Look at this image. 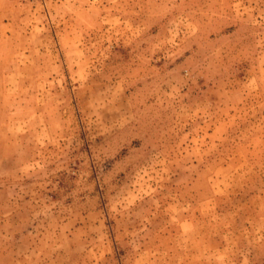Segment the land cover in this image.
<instances>
[{
    "label": "rangeland",
    "instance_id": "rangeland-1",
    "mask_svg": "<svg viewBox=\"0 0 264 264\" xmlns=\"http://www.w3.org/2000/svg\"><path fill=\"white\" fill-rule=\"evenodd\" d=\"M0 264H264V0H0Z\"/></svg>",
    "mask_w": 264,
    "mask_h": 264
},
{
    "label": "built area",
    "instance_id": "built-area-1",
    "mask_svg": "<svg viewBox=\"0 0 264 264\" xmlns=\"http://www.w3.org/2000/svg\"><path fill=\"white\" fill-rule=\"evenodd\" d=\"M31 1H39V0H31Z\"/></svg>",
    "mask_w": 264,
    "mask_h": 264
}]
</instances>
